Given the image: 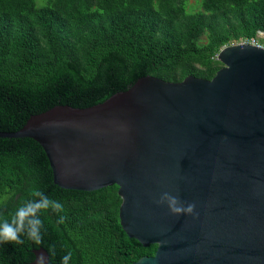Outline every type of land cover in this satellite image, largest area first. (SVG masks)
<instances>
[{
  "label": "water",
  "instance_id": "95a60500",
  "mask_svg": "<svg viewBox=\"0 0 264 264\" xmlns=\"http://www.w3.org/2000/svg\"><path fill=\"white\" fill-rule=\"evenodd\" d=\"M211 78H139L89 107L56 105L17 131L44 148L55 183L118 185L126 233L153 255L131 264H264V46L233 42ZM169 192L198 218L155 203ZM36 264L44 247L34 248Z\"/></svg>",
  "mask_w": 264,
  "mask_h": 264
},
{
  "label": "trees",
  "instance_id": "16d2710c",
  "mask_svg": "<svg viewBox=\"0 0 264 264\" xmlns=\"http://www.w3.org/2000/svg\"><path fill=\"white\" fill-rule=\"evenodd\" d=\"M0 0V131L19 130L56 105L89 107L155 75L211 79L224 45L264 31V0ZM264 43V38H263ZM38 188L64 211L41 214L42 242L0 243V264H26L34 248L48 264H131L153 254L120 222L118 185L94 190L55 183L34 138L0 136V219ZM64 216V223H58Z\"/></svg>",
  "mask_w": 264,
  "mask_h": 264
},
{
  "label": "clouds",
  "instance_id": "9594fccd",
  "mask_svg": "<svg viewBox=\"0 0 264 264\" xmlns=\"http://www.w3.org/2000/svg\"><path fill=\"white\" fill-rule=\"evenodd\" d=\"M30 196L32 198L23 200L16 208L11 219H0V243L14 242L22 244L24 241L21 236L26 235L28 239L40 244L42 242L41 229L43 228L41 214L48 211L56 213L64 211L63 204L60 201L52 199L38 188L31 189ZM155 203L158 205L166 204L169 211L176 216L189 215L198 218L195 203H185L178 196H174L169 192L162 193ZM64 220L65 217L60 216L58 223H64ZM72 256V251H67L61 258V264H70ZM36 264H47V259L41 255L37 258Z\"/></svg>",
  "mask_w": 264,
  "mask_h": 264
},
{
  "label": "rangeland",
  "instance_id": "374dc122",
  "mask_svg": "<svg viewBox=\"0 0 264 264\" xmlns=\"http://www.w3.org/2000/svg\"><path fill=\"white\" fill-rule=\"evenodd\" d=\"M188 5H189L188 7L192 10L198 9L200 8V0H188ZM258 37L260 42L263 43L264 34L259 35Z\"/></svg>",
  "mask_w": 264,
  "mask_h": 264
},
{
  "label": "built area",
  "instance_id": "2783aa9c",
  "mask_svg": "<svg viewBox=\"0 0 264 264\" xmlns=\"http://www.w3.org/2000/svg\"><path fill=\"white\" fill-rule=\"evenodd\" d=\"M263 34H264L263 31H259V32H258V36H259V35H263ZM258 36H257V37H252V38L249 39V40H241V42H248V43H255V44L263 45V43L260 42ZM236 42H239V41H236Z\"/></svg>",
  "mask_w": 264,
  "mask_h": 264
},
{
  "label": "flooded vegetation",
  "instance_id": "af4514ba",
  "mask_svg": "<svg viewBox=\"0 0 264 264\" xmlns=\"http://www.w3.org/2000/svg\"><path fill=\"white\" fill-rule=\"evenodd\" d=\"M157 248V247H156ZM155 251H156V249H155ZM155 251L153 252V254L155 253ZM153 254H150V255H153ZM148 255V254H147Z\"/></svg>",
  "mask_w": 264,
  "mask_h": 264
}]
</instances>
